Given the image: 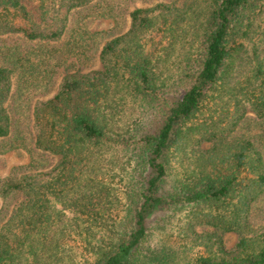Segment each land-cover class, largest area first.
<instances>
[{
	"label": "trees",
	"instance_id": "obj_1",
	"mask_svg": "<svg viewBox=\"0 0 264 264\" xmlns=\"http://www.w3.org/2000/svg\"><path fill=\"white\" fill-rule=\"evenodd\" d=\"M99 1L0 0V155L31 158L0 182V264H264V46L249 55L264 43V0L136 9L102 70L67 73L69 57L84 65L93 51L70 17L114 14ZM36 52L42 81L67 74L34 133L6 103L15 72L39 71ZM203 141L212 147L190 157ZM183 222L195 240L214 228L215 246L183 249L172 235Z\"/></svg>",
	"mask_w": 264,
	"mask_h": 264
},
{
	"label": "rangeland",
	"instance_id": "obj_2",
	"mask_svg": "<svg viewBox=\"0 0 264 264\" xmlns=\"http://www.w3.org/2000/svg\"><path fill=\"white\" fill-rule=\"evenodd\" d=\"M181 3L183 0H100V6L104 8H109L114 11V14L108 16L99 15V14H87V12H82L79 16L70 17L68 25V33L71 34V28L78 30L79 32L85 31L89 36H93V42L91 44V49L93 50L90 53H87L84 57L85 64L83 65L80 58L71 56L68 61V72L74 73L78 70L81 73H89L91 71L102 70L103 64L100 57L103 47L110 42L111 40L127 33L131 27V13L136 9H149L153 8L161 3L169 4L171 2ZM264 27V13L262 17L257 21L256 27ZM98 34V35H94ZM77 37V35H76ZM8 38H11L8 37ZM17 37H15L16 40ZM87 38V36H86ZM7 39V37H0V40ZM80 39V38H79ZM14 40V42H15ZM68 37H64L60 42L52 43L49 45V49L57 48L58 50L65 48V43L67 42ZM38 44V43H37ZM258 49L264 46V43L260 42V38L254 39L253 42L249 43V55L253 53L254 48ZM3 48V43H0V49ZM41 52H36L32 54V62L35 65L39 66V71L35 72L32 77H29L31 74L25 72H15L12 76V86L11 94L7 100L6 106L9 110L11 117L18 122L23 124L25 131L27 132V125L33 128L34 124V113L41 104L53 98L60 90L63 83V78L67 74L64 70L59 73V75L49 84L48 82L42 81L47 71L43 63L40 64L41 56L44 58V55H40ZM1 64V63H0ZM42 72V74H40ZM50 86V87H49ZM211 108V107H210ZM210 113L205 111V117L200 120H208ZM200 120L197 122L200 123ZM202 134L196 136L194 143H197L202 139ZM212 147V143L208 141H203L200 146H193L189 151L190 157L197 156L196 154L204 151H208ZM31 161L30 155L26 150L20 149L12 151L6 154L0 155V182L9 177L14 168L27 166ZM59 159L54 158L52 167L46 171H51L58 164ZM177 170V169H176ZM180 171V169H178ZM3 201L0 199V208ZM6 220V219H5ZM177 228L173 230V237L177 239L180 246L183 249H193V253H202L208 248H213L215 242L218 239L217 237H210V235L216 233L214 228L210 227H197L196 233L200 235L201 238L195 240V236L192 237L187 233L186 227ZM4 224V222H3ZM255 231L261 232L262 227H264V218L257 219L255 222ZM176 235V236H175ZM222 238L223 246L226 250H233L240 241V235L238 233H225L220 235ZM175 238L173 241H175ZM210 241V242H209Z\"/></svg>",
	"mask_w": 264,
	"mask_h": 264
}]
</instances>
